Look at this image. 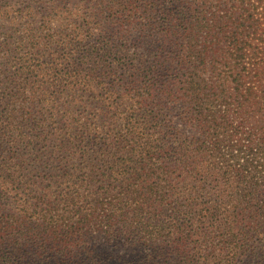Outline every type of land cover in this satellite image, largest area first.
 <instances>
[{
  "label": "trees",
  "instance_id": "obj_1",
  "mask_svg": "<svg viewBox=\"0 0 264 264\" xmlns=\"http://www.w3.org/2000/svg\"><path fill=\"white\" fill-rule=\"evenodd\" d=\"M117 244L264 264V0H0V264Z\"/></svg>",
  "mask_w": 264,
  "mask_h": 264
},
{
  "label": "rangeland",
  "instance_id": "obj_2",
  "mask_svg": "<svg viewBox=\"0 0 264 264\" xmlns=\"http://www.w3.org/2000/svg\"><path fill=\"white\" fill-rule=\"evenodd\" d=\"M1 22L2 23L5 22L7 25L10 24L9 23L10 21H6V20H1ZM57 26H58L57 22H52L51 27H52L53 31L57 29ZM20 30H21V33L24 32L23 27ZM100 242L97 244V247H99L101 249L110 248V246H107V245H105L103 243H102L103 244L102 245ZM112 246L114 247V249H113L114 250L113 251L114 252V257L110 258V260H111L110 263L111 264H120V262L122 261L123 257L126 258V259H131V260L136 257L138 247L135 246V245L125 244V246H121V245L117 244V245H112ZM263 255H264V250H263ZM241 263L249 264V259L244 258V261L241 262Z\"/></svg>",
  "mask_w": 264,
  "mask_h": 264
}]
</instances>
